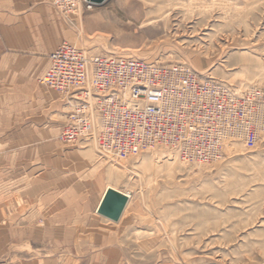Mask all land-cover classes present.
Returning <instances> with one entry per match:
<instances>
[{
	"label": "rangeland",
	"instance_id": "374dc122",
	"mask_svg": "<svg viewBox=\"0 0 264 264\" xmlns=\"http://www.w3.org/2000/svg\"><path fill=\"white\" fill-rule=\"evenodd\" d=\"M58 15L61 42L88 55L186 67L238 93L261 91L253 139L227 143L210 163L165 149L110 159L92 141L61 143L71 106L52 92V144L92 147L105 184L130 193L114 233L119 264H264V0H106ZM19 186L9 183V196ZM8 234L0 264H48L39 261L48 246Z\"/></svg>",
	"mask_w": 264,
	"mask_h": 264
},
{
	"label": "crops",
	"instance_id": "0c3cea01",
	"mask_svg": "<svg viewBox=\"0 0 264 264\" xmlns=\"http://www.w3.org/2000/svg\"><path fill=\"white\" fill-rule=\"evenodd\" d=\"M63 36L51 0H0V250L15 230L49 247L44 263L119 264L114 233L126 207L118 221L97 213L115 187L95 150L52 144L56 91L37 80ZM9 183L20 185L12 196Z\"/></svg>",
	"mask_w": 264,
	"mask_h": 264
},
{
	"label": "built area",
	"instance_id": "2783aa9c",
	"mask_svg": "<svg viewBox=\"0 0 264 264\" xmlns=\"http://www.w3.org/2000/svg\"><path fill=\"white\" fill-rule=\"evenodd\" d=\"M88 0H52L69 16ZM40 85L70 106L59 140L92 141L107 158L165 149L185 162L220 159L231 141L253 139L252 114L261 91L238 93L180 66L113 54L88 55L63 41L48 55Z\"/></svg>",
	"mask_w": 264,
	"mask_h": 264
},
{
	"label": "water",
	"instance_id": "95a60500",
	"mask_svg": "<svg viewBox=\"0 0 264 264\" xmlns=\"http://www.w3.org/2000/svg\"><path fill=\"white\" fill-rule=\"evenodd\" d=\"M93 4H102L106 0H88ZM128 196L120 190L108 187L97 208V213L112 220L118 221L126 204Z\"/></svg>",
	"mask_w": 264,
	"mask_h": 264
},
{
	"label": "bare ground",
	"instance_id": "6f19581e",
	"mask_svg": "<svg viewBox=\"0 0 264 264\" xmlns=\"http://www.w3.org/2000/svg\"><path fill=\"white\" fill-rule=\"evenodd\" d=\"M94 5H99V4H94ZM118 190V189H117ZM123 193H125L127 196H128V202H129V198H130V193L129 192H123ZM128 202H127V204H128ZM126 204V205H127Z\"/></svg>",
	"mask_w": 264,
	"mask_h": 264
}]
</instances>
